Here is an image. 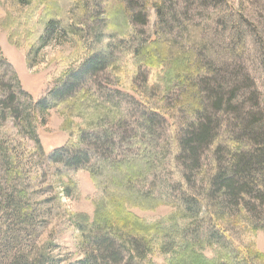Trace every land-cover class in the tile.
Segmentation results:
<instances>
[{
  "label": "trees",
  "instance_id": "obj_1",
  "mask_svg": "<svg viewBox=\"0 0 264 264\" xmlns=\"http://www.w3.org/2000/svg\"><path fill=\"white\" fill-rule=\"evenodd\" d=\"M30 1L9 0L16 6H28ZM209 1L220 7L214 10L213 20L196 22L195 13H189L191 8L201 15ZM238 1L239 5L244 2ZM130 2L119 3V14L128 29L131 21H143L146 9L156 10L158 28L152 39L138 41L133 58L159 63L169 87L177 84L185 89L182 102L190 109L192 122L176 141L183 175L200 171L203 153L214 148L215 170L207 179V189L180 191L175 197L138 190L135 182L147 180L156 164L155 148L143 139L145 134L134 137L135 155L111 157L117 146L111 129L123 117L121 109L84 89L75 92V86L83 76L95 75L111 62L115 31H101L79 68L67 72L60 85L40 101L21 88L13 68L1 60L25 105L13 107V88L5 85L8 95L0 100V120L6 112L24 125L42 158L30 115L60 109L67 118L62 130L69 132L70 139L73 120H80L76 141L45 159L63 168L58 180L65 197L75 189L71 176L80 170L88 173L96 196L90 218L35 207L12 193L1 195L0 264H156L155 257H161L162 264H264V255L251 240L256 230H264V113L249 73L239 63L249 38L264 50L261 29L255 26L247 32L243 15L230 7V0H144L142 7L135 5L137 1ZM210 21L225 28L210 36L212 42L202 35ZM58 24L51 19L41 34L34 35L25 56L27 69L40 64L41 53ZM216 48L227 51L230 64L217 67L209 60ZM143 121L141 130L153 133L151 115L144 114ZM225 124L229 131L223 135ZM129 138L120 141L127 144ZM163 205L171 212L156 222H146L131 212ZM50 219L54 225L42 242L39 237L46 233ZM69 230L78 235L75 253L59 243ZM207 249L214 251L212 258L205 256Z\"/></svg>",
  "mask_w": 264,
  "mask_h": 264
},
{
  "label": "rangeland",
  "instance_id": "obj_2",
  "mask_svg": "<svg viewBox=\"0 0 264 264\" xmlns=\"http://www.w3.org/2000/svg\"><path fill=\"white\" fill-rule=\"evenodd\" d=\"M111 1L113 6L109 5ZM120 1H134L133 4L137 1V7H142L144 3V0H31L28 6H16L9 0H0V100L8 95L5 85H11L15 95L13 107L25 105V98L14 88V82L1 60L13 68L21 88L34 101H40L47 92L60 85L67 72L79 68L91 53L89 48L96 45L93 40L101 31H115L111 62L101 72L83 76L75 86V92L84 89L95 97L111 101L121 109L123 117L117 127L111 129L117 145L110 152L111 157L135 155L137 140L134 137L140 138V135L145 134L147 138L143 139L155 148L156 164L153 174L147 180L135 182L138 190L172 197L179 195L180 191H206L207 179L215 170L214 148L203 153L200 171L186 173L185 176L182 172L184 163L177 154L176 141L179 134L192 122L190 109L182 102L185 89L177 84L169 87L163 66L159 63L138 60L132 56V49L139 44L140 39L149 40L155 36L158 29L156 10L142 9L143 23L131 21L128 29L119 14ZM210 2L202 8L204 12L201 15L191 8L189 13H195L193 19L196 22H205L204 18L213 20L214 10L220 7ZM230 7H235L243 15L247 32L257 26L264 40V0H244L241 5L238 0H230ZM57 10L61 12L59 15L56 14ZM114 14H117V18L113 20ZM51 19L57 20L58 28L52 32L48 46L42 51L40 64L29 70L25 63L26 52L33 38L41 34ZM204 29L207 30L203 31V37L207 35L211 41L210 36L217 29L225 28L210 21ZM259 48L249 38L239 63L249 73L257 90L260 109L264 113V50ZM217 50L219 48L214 50L209 60L217 67L230 64L231 57L224 53L227 51ZM144 114L151 115L153 119V133L146 134L141 130ZM65 117L60 109H53L44 115H30L31 125L35 128V135L44 152L42 158L37 154L35 144L30 140L24 125L4 113V118L0 120V196L12 193L21 202L35 207L51 208L53 211L59 209L72 216L85 215L92 218L96 189L88 173L80 170L71 176L75 189L67 198L62 194L58 180L63 168L45 159L67 143L76 141L80 120H73L75 126L69 129L73 130L74 135L70 139L69 132L62 130L67 119ZM104 131L102 129L101 133ZM227 131L229 128L225 124L222 134L225 135ZM125 137H131L127 144H124L126 141H120ZM66 181V178L63 179V183ZM131 212L146 222H156L166 217L171 209L163 205L154 210L134 209ZM53 225V219H50L46 233L39 237L40 241L47 239V231ZM56 225L62 227V222L58 225L56 221ZM77 237V232L69 230L59 243L75 253ZM251 240L256 250L264 255V230H256ZM204 254L212 258L214 251L207 249ZM154 262L162 264V258L155 257Z\"/></svg>",
  "mask_w": 264,
  "mask_h": 264
}]
</instances>
